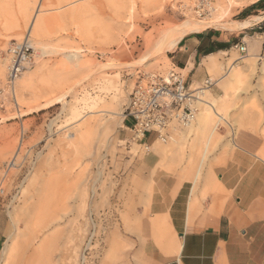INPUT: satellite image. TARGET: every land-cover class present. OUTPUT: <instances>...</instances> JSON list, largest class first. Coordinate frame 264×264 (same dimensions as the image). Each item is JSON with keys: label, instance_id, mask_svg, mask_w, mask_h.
<instances>
[{"label": "rangeland", "instance_id": "obj_1", "mask_svg": "<svg viewBox=\"0 0 264 264\" xmlns=\"http://www.w3.org/2000/svg\"><path fill=\"white\" fill-rule=\"evenodd\" d=\"M251 2L213 0L209 24L239 30L234 20ZM184 24L202 26L200 31L209 25L182 16L171 0H0V264L134 263L141 218L149 216L160 176L194 180L199 172L202 178L219 145L233 148L232 141L224 142L233 138L230 125L243 128L249 140L262 139L260 147L246 149L264 160V53L250 59L237 48L220 55L216 72L208 71L216 85L203 100L229 96L228 123H219L220 136L212 138L208 127L192 131L196 122L175 125L172 140L150 150L133 141L131 132L125 136L132 89L142 75L174 67L170 52L177 46L165 52L157 46ZM27 39L32 62L14 92L7 81L10 48ZM235 70L242 82L223 84ZM204 107L217 116L200 103L196 118ZM88 120L95 128L72 145ZM150 151L162 164L152 178L143 165ZM48 192L53 199L44 215ZM44 221L51 223L41 230Z\"/></svg>", "mask_w": 264, "mask_h": 264}, {"label": "crops", "instance_id": "obj_2", "mask_svg": "<svg viewBox=\"0 0 264 264\" xmlns=\"http://www.w3.org/2000/svg\"><path fill=\"white\" fill-rule=\"evenodd\" d=\"M251 3L239 11L234 22L241 25L250 21L252 24L236 31L208 28L189 33L170 52L173 65L187 73V81L192 87L208 78V71L216 72L220 55L238 49V45H246L250 59H257L258 54L264 53V0ZM257 17L261 20L253 23ZM235 73L233 71L224 78L223 84L226 80L230 81L229 85L241 83V72ZM213 91L216 94L215 88ZM203 104L216 108L226 117L229 96L225 94L208 103L204 100ZM208 114L214 116L204 107L195 119L192 131L208 127L210 136L216 139L221 135V121L217 116L214 119L218 118V121L209 119ZM128 120L124 119L126 137L132 132L133 124ZM215 125L216 133H213ZM230 127L233 138H226L224 142L232 141L233 148L227 143L219 145L213 165L205 170L202 178L199 179L198 172L194 180L164 175L155 181L149 216L141 218L139 260L131 264H264V160L246 149L260 147L262 139L249 140L243 128ZM94 128L90 120L87 133L82 137L80 132L75 134L72 145L77 146ZM156 142L167 143L146 135L137 144L151 149ZM144 162V169L151 178L152 173L160 172L158 169L162 164L157 153L148 152ZM117 247L114 256L120 254Z\"/></svg>", "mask_w": 264, "mask_h": 264}, {"label": "built area", "instance_id": "obj_3", "mask_svg": "<svg viewBox=\"0 0 264 264\" xmlns=\"http://www.w3.org/2000/svg\"><path fill=\"white\" fill-rule=\"evenodd\" d=\"M212 1L194 0L196 6L193 12L184 6V0H172V3L183 11L184 16L193 15L197 21H210L213 17ZM237 47L241 54L246 53L245 44ZM10 53L12 60L7 81L9 88L14 90L17 78L32 62V46L25 40L12 45ZM182 71L174 65L166 74L155 73L140 77L130 93V100L124 111V119L133 120L131 131L137 141L147 135L148 138L152 136L155 140L166 142L173 124L185 127L192 122L197 113L196 103L201 101L198 95L200 90L192 89ZM210 83L211 79H206L203 87L212 86Z\"/></svg>", "mask_w": 264, "mask_h": 264}, {"label": "bare ground", "instance_id": "obj_4", "mask_svg": "<svg viewBox=\"0 0 264 264\" xmlns=\"http://www.w3.org/2000/svg\"><path fill=\"white\" fill-rule=\"evenodd\" d=\"M258 0H252V2H257ZM184 6H187L188 8H189V10H191L192 12H193V8H194V6H196L195 5V2H194V0H184ZM171 7L173 8V9H176V11L177 12H179L182 16H184V13H183V11L182 10H180L179 9V7L177 6V5H175V3H172V0H171ZM211 7H212V11H213V13H214V5H213V1H212V4H211ZM192 12H190V13H192ZM186 17H190V18H192L193 20H195V18H194V16L192 15H187ZM214 20H213V18H212V20H210V21H203V20H201V21H198V23L199 24H206V25H208L209 23L210 24H213L212 22H213ZM209 24V25H210ZM207 26L206 27V29L208 28V27H210V26ZM214 25H215V23H214ZM248 25V23H243V24H241V25H239L240 27H242V26H247ZM200 27H202V26H200ZM200 27H198V25L197 24H184V25H180V26H178L176 29H174V30H172L171 32H169V33H167V34H165V36L163 37V39L161 40V42L158 44V46L157 47H159L158 49H159V51L161 52V51H169V50H171L172 48H174L175 46H177L178 44H179V42L184 38V36L186 35V34H189V33H192V32H199L200 31ZM235 27H237V26H235ZM202 29V28H201ZM232 29H235V28H232ZM28 40V39H27ZM28 42L29 43H31L30 42V40H28ZM164 51V52H165ZM163 53V52H162ZM172 69H170L169 71H171ZM169 71H167L166 73H168ZM183 72L184 71H182V74H183ZM236 72V71H235ZM166 73H162V74H166ZM152 74H155V73H152ZM156 74H158V73H156ZM22 75V74H21ZM20 75V76H21ZM145 75H149V74H145ZM184 75V74H183ZM19 76V77H20ZM185 76V75H184ZM19 77L17 78V80L19 79ZM186 77V76H185ZM187 78V77H186ZM17 80H16V82H17ZM16 82H15V85H16ZM139 82V80L136 82V84ZM212 86H206V87H203L204 86V83H201L199 86H197V87H192V89H194V90H200V92L198 93V95H199V97H200V99H201V101H199V102H197L196 103V107H197V112H198V106H199V104L200 103H203V97L205 96V94H206V92H208L209 90H210V88H212L214 85H216V80H214V79H211V83H210ZM14 85V92H15V86ZM136 86V85H135ZM134 89V88H133ZM132 89V90H133ZM130 96V95H129ZM60 97V96H59ZM58 97V98H59ZM64 97V96H63ZM57 98V99H58ZM61 99H62V97H60ZM59 98V99H60ZM58 99V100H59ZM130 100V99H129ZM129 100H128V103H129ZM57 101V100H56ZM127 103V104H128ZM211 106L213 107V105L211 104ZM212 109H214V111L216 112V114H217V116L220 118V121H226L227 123H228V121H227V118L225 117V116H223L222 114H220V112L216 109V108H212ZM198 114V113H197ZM197 114H195V115H197ZM195 119H196V117L194 116V118H193V120H192V122L189 124V125H187V126H185V127H189V126H191L193 123H194V121H195ZM89 122H90V120H88V121H85L83 124H82V127L80 128L81 129V131H79L80 132V137H82V136H84L86 133H87V130H88V127H89ZM175 125H177V126H179V127H182V126H180V125H178V124H173V126H172V128H171V130H170V134H169V137L167 138V141L166 142H168L169 140L171 141L172 140V137H171V132H172V129H173V127L175 126ZM183 128V127H182ZM214 132L216 133V129L214 130ZM132 133V135H133V141H137L136 139H135V135H134V133L133 132H131ZM157 140H160V141H162L161 139H157ZM72 142V141H71ZM162 142H165V141H162ZM235 142V141H234ZM74 143V140H73V142L71 143V144H73ZM236 145L237 146H239L237 143H236ZM146 147V149L147 150H150V147H148V146H145ZM10 167V169L11 168H13V167H15L16 166V161L15 160H13L11 163H10V165H9ZM8 171V170H7ZM6 171V176L9 174V171L7 172ZM50 188H51V186H50ZM50 188H48V190H50ZM5 189H6V186L4 187V191H5ZM51 193L50 192H48V194L46 193L45 194V198H44V207H42L41 208V212L44 214V215H47L48 214V212L50 211V209H51V206H50V204H51V199H53V197L50 195ZM42 218H45V216L44 217H42ZM50 223L51 222H45L44 221V223L42 224V226H41V230H43V229H45V228H47V227H49L50 226ZM40 227V226H39ZM16 228V233L17 234H19L20 232L18 231L19 229H18V226H16L15 227Z\"/></svg>", "mask_w": 264, "mask_h": 264}, {"label": "trees", "instance_id": "obj_5", "mask_svg": "<svg viewBox=\"0 0 264 264\" xmlns=\"http://www.w3.org/2000/svg\"><path fill=\"white\" fill-rule=\"evenodd\" d=\"M260 3H261V2H259V3L255 4V6L259 5Z\"/></svg>", "mask_w": 264, "mask_h": 264}]
</instances>
